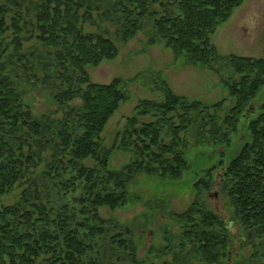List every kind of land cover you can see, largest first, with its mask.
Listing matches in <instances>:
<instances>
[{
	"label": "trees",
	"instance_id": "1",
	"mask_svg": "<svg viewBox=\"0 0 264 264\" xmlns=\"http://www.w3.org/2000/svg\"><path fill=\"white\" fill-rule=\"evenodd\" d=\"M243 2L0 0V264H143L139 231L150 219L123 225L99 210L127 204L139 175L180 179L191 142L220 148L219 159L194 184L187 209L169 213L179 232L165 233L167 247L146 254L172 255L163 264H225L235 223L249 255L237 253L234 264H264V56H222L211 42ZM138 33L175 61L212 72L227 97L213 105L190 100L156 73L150 91L160 99L139 100L106 148L104 128L138 77L98 84L86 68L114 59ZM36 96L55 109L34 115ZM234 137L242 141L233 145ZM117 151L130 160L114 170ZM215 170L229 222L201 198ZM12 193L15 202L3 204Z\"/></svg>",
	"mask_w": 264,
	"mask_h": 264
},
{
	"label": "rangeland",
	"instance_id": "2",
	"mask_svg": "<svg viewBox=\"0 0 264 264\" xmlns=\"http://www.w3.org/2000/svg\"><path fill=\"white\" fill-rule=\"evenodd\" d=\"M147 41L143 33H138L127 43L118 46V53L114 59L101 62L94 68H86L90 80L98 84H108L115 78L128 81L138 77L136 82L127 87L128 101L120 104L104 128L101 137L106 148L113 145L116 133L122 129L125 118L133 115L139 100L160 99L158 93L150 91L153 80H156V73L167 82L174 93L190 100L213 105L227 97L219 78L212 72L183 65L182 61L174 60L169 49H165L161 44H147ZM211 42L222 56L263 57L264 0H244L243 4L234 10L229 20L216 30L211 37ZM258 100H264V88L260 90ZM30 103L32 112L36 116L55 109L50 102H45L38 96L31 98ZM225 106H230V102L227 101ZM241 141V138L234 137L233 145ZM191 146L186 155L188 169L184 171L180 179L158 180L139 175L128 185L127 204L114 210L106 207L99 210L102 218H113L123 225H129L131 221L141 218L142 215L150 219L147 228L139 231L137 256L143 264L172 262V255L169 254L159 259H152L146 254L147 249L151 246L167 247L164 234L175 235L179 232L177 224L169 213L180 214L187 209L197 194L194 184L204 175V171L211 169L219 159L215 152L218 153L220 148L215 149L214 152L212 147H194L192 142ZM233 147L229 152L235 150ZM129 160V154L114 152L110 156L109 167L117 170ZM219 171L213 172L215 177L213 176L212 185L202 193L201 198L208 208L229 222L228 211L219 194L218 180L214 181ZM214 192L218 194L217 198L209 196ZM15 199L16 193H12L3 198V204H12ZM229 230L233 237V244L228 249L231 255L227 256L225 264H234V255L239 253L238 256L246 258L249 254L246 253V248L241 250L239 248L236 224L232 223Z\"/></svg>",
	"mask_w": 264,
	"mask_h": 264
},
{
	"label": "flooded vegetation",
	"instance_id": "3",
	"mask_svg": "<svg viewBox=\"0 0 264 264\" xmlns=\"http://www.w3.org/2000/svg\"><path fill=\"white\" fill-rule=\"evenodd\" d=\"M209 196H213V197H215V198H217L218 197V194L217 193H211ZM231 255V253H230V251H229V253H228V257Z\"/></svg>",
	"mask_w": 264,
	"mask_h": 264
}]
</instances>
